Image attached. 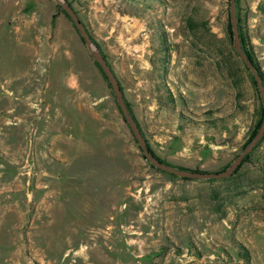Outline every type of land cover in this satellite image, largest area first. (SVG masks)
Instances as JSON below:
<instances>
[{
    "label": "rangeland",
    "instance_id": "374dc122",
    "mask_svg": "<svg viewBox=\"0 0 264 264\" xmlns=\"http://www.w3.org/2000/svg\"><path fill=\"white\" fill-rule=\"evenodd\" d=\"M67 1L153 153L226 170L263 108L230 0ZM235 4L264 73V0ZM241 164L151 166L68 16L0 0V264H264V141Z\"/></svg>",
    "mask_w": 264,
    "mask_h": 264
},
{
    "label": "water",
    "instance_id": "95a60500",
    "mask_svg": "<svg viewBox=\"0 0 264 264\" xmlns=\"http://www.w3.org/2000/svg\"><path fill=\"white\" fill-rule=\"evenodd\" d=\"M58 7H60L69 19L74 24L76 30L79 32L83 42L89 51V54L93 60V62L97 63L105 75L108 83L111 86V89L115 95L116 101L118 103L120 112L124 118L125 123L129 127L133 137L135 138L144 158L146 161L149 162L151 166L157 168L163 172L168 174H172L174 176L184 178V179H196V180H215V179H224L228 178L235 173L238 167L241 165L244 158L249 155L257 144L262 140L264 136V116L262 118L260 127L258 128L256 134L253 138L249 141V143L242 149V151L237 155L234 159L232 164L224 171L221 172H199V171H192L188 169H182L165 162H161L158 158H156L148 149L147 142L143 137L141 130L133 118L123 94V91L120 88V84L115 77L111 67L103 57L102 53L100 52L99 48L94 44L90 34L88 33L86 27L80 20L79 16L77 15L76 11L73 7L69 4L67 0H53ZM230 19H231V26H232V37H233V45L235 52L239 56L240 60L246 66L250 74L252 75L256 88L259 92L263 109H264V85L261 77L259 76L255 66L248 58L246 53L242 49L241 40L238 31L237 25V17H236V4L235 0H230Z\"/></svg>",
    "mask_w": 264,
    "mask_h": 264
},
{
    "label": "trees",
    "instance_id": "16d2710c",
    "mask_svg": "<svg viewBox=\"0 0 264 264\" xmlns=\"http://www.w3.org/2000/svg\"><path fill=\"white\" fill-rule=\"evenodd\" d=\"M70 4V3H69ZM71 5V4H70ZM59 9L63 12V13H65L60 7H59ZM66 14V13H65ZM69 18V17H68ZM228 33H229V35H230V40H232L233 41V39H232V31H231V24H229L228 25ZM91 36V35H90ZM239 36H240V40H241V43H242V49H243V51L246 53V55L248 56V58L251 60V62L253 63V65L255 66V68H256V70H257V72H258V74H259V76L261 77V79H262V81H263V85H264V73H263V71L261 70V68H260V66L258 65V63H257V61H256V59H255V57H254V54H253V52H252V50L250 49V48H248V47H245L246 46V42H244V38L239 34ZM91 38H92V36H91ZM93 40V39H92ZM103 55V54H102ZM237 55V54H236ZM103 57L105 58V60H106V57L103 55ZM237 57H238V55H237ZM107 61V60H106ZM240 62H241V60H240ZM95 63V62H94ZM108 63V62H107ZM242 63V65L244 66V68L246 69V71L248 72V74H249V76H250V79H251V81H252V84H253V86L256 88V84H255V81H254V79H253V77H252V75L250 74V72L248 71V69L246 68V66L243 64V62H241ZM96 65H97V67L99 68V70L101 71V69H100V67H99V65L97 64V63H95ZM110 66V65H109ZM101 73H102V75H103V77L106 79V77H105V75L103 74V72L101 71ZM107 80V79H106ZM108 82V81H107ZM110 85V84H109ZM111 87V86H110ZM120 88H121V86H120ZM121 90H122V88H121ZM256 90H257V88H256ZM123 91V90H122ZM127 104V103H126ZM127 106H128V104H127ZM129 108V107H128ZM263 116H264V110H263V108H261L260 109V117L258 118V120H257V122H256V124H255V127H254V129L251 131V133H250V135H249V138H248V141H247V144L249 143V141L253 138V136L256 134V132H257V130H258V128L260 127V124H261V121H262V118H263ZM264 141V136H263V138H262V140L260 141V143H262ZM260 143L254 148V150L249 154V155H247L245 158H244V160H243V162L245 161V160H247L248 158H250L251 157V155H252V153L260 146ZM246 144V145H247ZM147 146H148V149H149V151L156 157V158H158L161 162H164V161H162L159 157H157L154 153H153V151L150 149V147H149V145H148V143H147ZM242 162V163H243ZM242 165V164H241ZM241 165L238 167V169L235 171V173L233 174V175H235L237 172H238V170L240 169V167H241ZM179 168V167H178ZM183 169V168H182ZM189 170V169H188ZM192 171H194V170H192ZM263 175H264V167H263ZM200 172V171H199ZM242 257L243 258H247L246 260H248V253L246 252V253H244V254H242Z\"/></svg>",
    "mask_w": 264,
    "mask_h": 264
},
{
    "label": "crops",
    "instance_id": "0c3cea01",
    "mask_svg": "<svg viewBox=\"0 0 264 264\" xmlns=\"http://www.w3.org/2000/svg\"><path fill=\"white\" fill-rule=\"evenodd\" d=\"M135 25H137V27H138L139 30L144 29V25L142 23H139V22L137 23L136 22Z\"/></svg>",
    "mask_w": 264,
    "mask_h": 264
}]
</instances>
